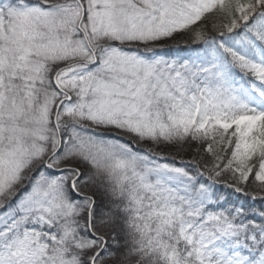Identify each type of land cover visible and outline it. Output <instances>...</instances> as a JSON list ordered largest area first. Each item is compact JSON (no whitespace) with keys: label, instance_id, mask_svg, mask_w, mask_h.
Here are the masks:
<instances>
[{"label":"snow or ice","instance_id":"snow-or-ice-1","mask_svg":"<svg viewBox=\"0 0 264 264\" xmlns=\"http://www.w3.org/2000/svg\"><path fill=\"white\" fill-rule=\"evenodd\" d=\"M0 264H264V0H0Z\"/></svg>","mask_w":264,"mask_h":264},{"label":"trees","instance_id":"trees-1","mask_svg":"<svg viewBox=\"0 0 264 264\" xmlns=\"http://www.w3.org/2000/svg\"><path fill=\"white\" fill-rule=\"evenodd\" d=\"M180 48H182V49L185 48V45L181 44V45H180ZM172 54H175V52L173 51ZM181 54H182V53H181Z\"/></svg>","mask_w":264,"mask_h":264}]
</instances>
